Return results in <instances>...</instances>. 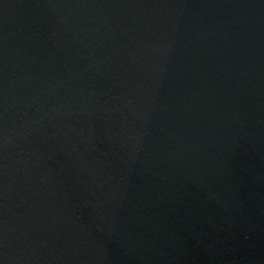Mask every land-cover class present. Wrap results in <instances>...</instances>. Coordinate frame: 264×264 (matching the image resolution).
I'll use <instances>...</instances> for the list:
<instances>
[{
  "label": "water",
  "instance_id": "water-1",
  "mask_svg": "<svg viewBox=\"0 0 264 264\" xmlns=\"http://www.w3.org/2000/svg\"><path fill=\"white\" fill-rule=\"evenodd\" d=\"M0 264H264V0H0Z\"/></svg>",
  "mask_w": 264,
  "mask_h": 264
}]
</instances>
